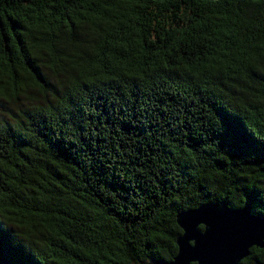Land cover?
<instances>
[{"label": "trees", "instance_id": "obj_1", "mask_svg": "<svg viewBox=\"0 0 264 264\" xmlns=\"http://www.w3.org/2000/svg\"><path fill=\"white\" fill-rule=\"evenodd\" d=\"M22 97L0 264L170 261L182 211L264 218V0H0V102Z\"/></svg>", "mask_w": 264, "mask_h": 264}, {"label": "water", "instance_id": "obj_2", "mask_svg": "<svg viewBox=\"0 0 264 264\" xmlns=\"http://www.w3.org/2000/svg\"><path fill=\"white\" fill-rule=\"evenodd\" d=\"M176 223L182 231L176 255L170 261L149 259L143 264H240L251 248H264V218L248 207L204 203L178 213Z\"/></svg>", "mask_w": 264, "mask_h": 264}, {"label": "rangeland", "instance_id": "obj_3", "mask_svg": "<svg viewBox=\"0 0 264 264\" xmlns=\"http://www.w3.org/2000/svg\"><path fill=\"white\" fill-rule=\"evenodd\" d=\"M25 104H26L25 97H22L19 103L0 102V120L7 118L11 111H13L14 113L17 112L18 109L24 107Z\"/></svg>", "mask_w": 264, "mask_h": 264}]
</instances>
